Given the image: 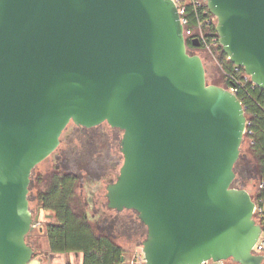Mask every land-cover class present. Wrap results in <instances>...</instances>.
<instances>
[{"label": "water", "instance_id": "95a60500", "mask_svg": "<svg viewBox=\"0 0 264 264\" xmlns=\"http://www.w3.org/2000/svg\"><path fill=\"white\" fill-rule=\"evenodd\" d=\"M206 5L221 53L264 91V0ZM70 122L122 131L106 206L136 212L145 264L264 262V222L233 187L244 109L207 84L172 0H0V264H40L31 173Z\"/></svg>", "mask_w": 264, "mask_h": 264}, {"label": "rangeland", "instance_id": "374dc122", "mask_svg": "<svg viewBox=\"0 0 264 264\" xmlns=\"http://www.w3.org/2000/svg\"><path fill=\"white\" fill-rule=\"evenodd\" d=\"M218 48L220 47L212 46L209 49L197 51L194 55L199 56L203 62L207 84L216 85L226 89L223 64L226 65L228 63L227 60H225V56L221 53V48L220 50ZM246 118L249 117L246 115ZM77 132L78 129L76 126L73 123H69L61 137L60 146L52 155L37 165L32 171L28 193L29 209L33 215L36 213L38 205L35 201V197L47 190L51 185L54 176L60 177L64 174L76 175L78 181L71 201L75 214L77 216H82L85 212H92V210L87 209L86 204V200L89 197L88 193L92 192L94 195L89 198L93 202H99L98 205H102L100 209L102 218L107 219L108 221H115V223H113L114 229L111 233L112 239L126 252L125 262L131 264L133 257L141 254V243L146 236V227L139 222L137 214L134 211L124 210L120 213H116L113 210L107 209V201L105 199V186L116 180L119 169L123 164V156L119 152L118 143L114 144L109 152L110 157L107 158V166L105 165L108 167V170H105L102 174L103 179H101L99 184L100 189L97 190L95 184L91 183L92 179H88V176L90 177L96 172L99 163L96 162V160H91L89 163L78 161L82 152V143L81 139L75 137ZM84 133L90 135H97L100 133H105L109 136L113 135V131L107 123L96 126L89 132ZM116 135V142H119L122 138V131ZM67 136L71 138V141H69L71 144L67 141ZM247 147L248 141L244 136L240 155H244L247 152ZM250 162L254 175H257L258 169L255 160H250ZM243 189L247 190L249 193H253L255 190V184L253 182H248ZM127 221L130 224H127ZM53 222V214L42 210L40 215V225L32 231L31 236L29 237V242L34 244L36 249H39L41 245L47 246L48 243L45 237V226ZM118 226L120 228L117 229ZM40 228H42V232L39 231ZM262 238L264 239V234L262 235Z\"/></svg>", "mask_w": 264, "mask_h": 264}, {"label": "trees", "instance_id": "16d2710c", "mask_svg": "<svg viewBox=\"0 0 264 264\" xmlns=\"http://www.w3.org/2000/svg\"><path fill=\"white\" fill-rule=\"evenodd\" d=\"M190 15L191 24L195 25L197 21L191 8ZM189 42L186 40V46ZM223 67L228 88L230 81L227 75L232 71V67L230 64ZM236 97L249 117V134L247 152L240 155L234 167L236 179L233 187L245 188V184L253 182L255 190L250 192V195L254 203L264 209V93L247 85L239 89ZM250 160L256 162L257 175H254L251 169ZM77 181L78 177L73 174L54 176L47 190L35 197L38 207L54 216V222L45 226L48 252L81 253V264H129L125 262L124 249L112 239V227L94 226L84 214H75L71 201ZM26 243L28 244L27 238ZM262 253L264 255V251Z\"/></svg>", "mask_w": 264, "mask_h": 264}, {"label": "built area", "instance_id": "2783aa9c", "mask_svg": "<svg viewBox=\"0 0 264 264\" xmlns=\"http://www.w3.org/2000/svg\"><path fill=\"white\" fill-rule=\"evenodd\" d=\"M172 1L177 8L180 18V23L183 28V36L185 40H189L193 42L195 41V39H199L200 42H202L204 49H209L212 46L220 47L218 42V37L214 36L217 20L209 12L206 5V0H172ZM189 8L192 9L193 17L197 21L195 25L191 24L190 21L191 15L189 16ZM225 60H227V63L230 64L227 58ZM231 67H232V71L227 75L230 81V85L228 86V88H226L227 90H229L235 96L238 94L239 89H243L247 85H249L252 89L259 90L255 86V84L252 83L250 77L244 73L242 68L236 67L234 65H231ZM259 91L264 93V91L261 90ZM248 126H249V118H246V128L244 131V136L246 138H247V134H249ZM259 188H261V185L259 186ZM254 219L260 225H262L264 222L263 221L264 209L256 204L254 208ZM39 225L40 224H36L35 228L39 227ZM263 234L264 231L262 232L258 241L254 245L252 249V253L263 255L262 253L264 251V239L262 238ZM131 264H145L142 253L133 257ZM201 264H237V263H234L231 260H226L219 262L206 261Z\"/></svg>", "mask_w": 264, "mask_h": 264}, {"label": "flooded vegetation", "instance_id": "af4514ba", "mask_svg": "<svg viewBox=\"0 0 264 264\" xmlns=\"http://www.w3.org/2000/svg\"><path fill=\"white\" fill-rule=\"evenodd\" d=\"M186 47H187V52L189 55H194L195 52L204 50L202 42H200L199 39H195V45L192 43V41H190L189 45ZM70 123H72V122H70ZM76 128L78 129V132H77L75 137L81 139V143H82V152H81L80 158H78V161H80V162L84 161V162L89 163L91 160H96V162L99 163L96 172L94 174H92V176H90V177L88 176V179H92L91 183H94L95 188L98 190V189H100V186H99L100 181H101V179H103L102 174L105 172V170L106 171L108 170V167H106L107 166L106 163H107V158L110 157L109 152L111 151L113 145L116 143H118V149H119L120 140H119V142L118 141L116 142V138H117L116 134H119L121 131L118 129L110 127L113 131L112 136H109L105 133H100L97 135H90V134H86L84 132H89L91 129H93L95 127L84 128V127L76 126ZM65 129L62 132L61 137H62L63 133L65 132ZM61 137L59 138L58 147L60 146ZM67 141L68 142L71 141V138H69L68 136H67ZM69 143L71 144V142H69ZM91 177H93V178H91ZM93 195L94 194L92 192L88 193L89 197L93 196ZM89 197L86 200V204H87V209L92 210V212L91 213L85 212L84 216L94 226H98V225L103 226V227L108 226V228L112 227L114 229L113 223H115V221L114 220L108 221L107 219L102 218V215L100 214V209H101L102 205L101 204L98 205L99 202L97 203V202L91 201V199ZM105 199H106V197H105ZM106 208H107V206H106ZM126 223L130 224L128 221ZM118 228H120V227L118 226L117 229ZM30 236H31V234L27 237L28 245L32 249L36 250L35 245L32 244L31 242H29ZM37 253H36V258L38 256Z\"/></svg>", "mask_w": 264, "mask_h": 264}, {"label": "crops", "instance_id": "0c3cea01", "mask_svg": "<svg viewBox=\"0 0 264 264\" xmlns=\"http://www.w3.org/2000/svg\"><path fill=\"white\" fill-rule=\"evenodd\" d=\"M47 244V243H46ZM38 256L36 260L40 261V264H81L82 254L81 253H63V254H52L48 252L47 246L41 245L39 249H36Z\"/></svg>", "mask_w": 264, "mask_h": 264}]
</instances>
